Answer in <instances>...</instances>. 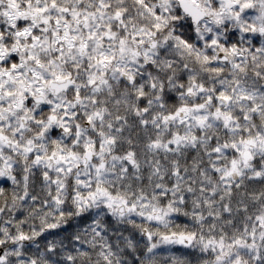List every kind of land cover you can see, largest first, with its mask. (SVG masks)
Returning a JSON list of instances; mask_svg holds the SVG:
<instances>
[{"label":"snow or ice","instance_id":"1","mask_svg":"<svg viewBox=\"0 0 264 264\" xmlns=\"http://www.w3.org/2000/svg\"><path fill=\"white\" fill-rule=\"evenodd\" d=\"M0 264H264V0H0Z\"/></svg>","mask_w":264,"mask_h":264},{"label":"trees","instance_id":"2","mask_svg":"<svg viewBox=\"0 0 264 264\" xmlns=\"http://www.w3.org/2000/svg\"><path fill=\"white\" fill-rule=\"evenodd\" d=\"M173 250L179 252L180 251L179 246H174Z\"/></svg>","mask_w":264,"mask_h":264}]
</instances>
